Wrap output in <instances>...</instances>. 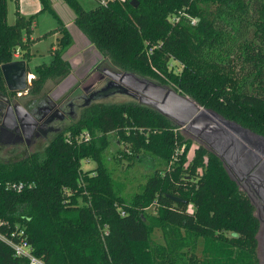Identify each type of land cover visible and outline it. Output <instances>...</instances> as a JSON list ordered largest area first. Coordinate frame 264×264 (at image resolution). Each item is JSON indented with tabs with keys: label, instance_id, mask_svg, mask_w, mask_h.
Listing matches in <instances>:
<instances>
[{
	"label": "trees",
	"instance_id": "obj_1",
	"mask_svg": "<svg viewBox=\"0 0 264 264\" xmlns=\"http://www.w3.org/2000/svg\"><path fill=\"white\" fill-rule=\"evenodd\" d=\"M15 1L10 24L8 0H0V91L7 90L4 63L17 51L29 62L36 41L59 33L51 62L33 69L28 91L38 95L49 78L72 72L64 54L74 38L51 0H39L41 9L31 15ZM95 1L87 9L79 0H63L104 59L172 85L264 135V0ZM45 11L58 25L33 38L36 17ZM183 131L137 101L91 104L42 153L0 161V232L15 240L26 236L48 264H258L253 204L205 145L188 161L192 139ZM86 133L89 139H77ZM111 133L124 146L116 157L129 166L145 158L167 164L156 166L129 199L106 164ZM83 159L95 168L84 170ZM20 181L27 183L21 191L7 188ZM156 229L163 242L153 238ZM28 262L0 238V264Z\"/></svg>",
	"mask_w": 264,
	"mask_h": 264
},
{
	"label": "flooded vegetation",
	"instance_id": "obj_2",
	"mask_svg": "<svg viewBox=\"0 0 264 264\" xmlns=\"http://www.w3.org/2000/svg\"><path fill=\"white\" fill-rule=\"evenodd\" d=\"M84 50L87 48L84 47ZM88 54L91 56L90 52ZM105 64L104 60H100L83 78L79 77L81 73L79 67L72 70L68 76L77 75L78 81L72 86L75 88L69 87L68 90L55 95L52 93L33 95L34 97L26 100L27 94L20 91H11L8 88L4 92L0 91V147L19 148L22 153L28 155L33 153L30 150L37 144L47 141L50 135L60 133L63 130L64 121H77L83 109L100 100L92 97L98 89L113 81L123 83L114 75L119 72L124 73L125 70L107 67ZM99 83L102 84L98 86ZM130 97L138 102L134 97ZM78 109H82L80 115ZM252 132L256 134L255 136L264 137L262 134ZM191 137L198 145L203 144L214 152L205 139L199 137V140H196L194 134H191ZM251 141L253 139L249 137V142ZM220 159L226 170L229 168L239 188L247 194L254 206V214L259 221L258 264H264V141L261 140L260 144H255L251 151L240 153L238 159L232 161V164L225 158Z\"/></svg>",
	"mask_w": 264,
	"mask_h": 264
},
{
	"label": "water",
	"instance_id": "obj_3",
	"mask_svg": "<svg viewBox=\"0 0 264 264\" xmlns=\"http://www.w3.org/2000/svg\"><path fill=\"white\" fill-rule=\"evenodd\" d=\"M137 5L138 2L135 3V6ZM90 47L95 48L92 44ZM96 51L97 53H94L93 59L88 61L86 68L81 69L79 77L83 78L93 66L103 59L102 54L97 49ZM28 67V62L22 58L2 65L9 90L24 91L28 89L32 78L28 74ZM114 77L123 83L110 82L98 89L92 97L102 99L117 93L128 94L137 99L139 103L151 106L174 120L184 132L190 135L194 134L196 140H199V137L205 139L220 158H225L231 164L232 161L238 159L240 153L251 151L255 144H260L261 140L264 141V137L255 136L256 134L249 128L224 117L213 109L203 107L193 97L181 93L168 84H162L130 71L119 72ZM249 137L253 141L249 142ZM227 170L230 177L235 180L229 168ZM172 198L181 201L177 196H172Z\"/></svg>",
	"mask_w": 264,
	"mask_h": 264
},
{
	"label": "rangeland",
	"instance_id": "obj_4",
	"mask_svg": "<svg viewBox=\"0 0 264 264\" xmlns=\"http://www.w3.org/2000/svg\"><path fill=\"white\" fill-rule=\"evenodd\" d=\"M39 0H22V3H25L26 6H28L31 9H36L37 2ZM52 6L56 9V11L59 13V15L67 22L68 19L72 16L73 11L71 8L66 5L63 0H51ZM83 6L87 9L93 8L96 5L95 0H79ZM40 4V3H39ZM26 9V8H25ZM37 11V10H36ZM16 1L15 0H8V22L10 24H13L16 20ZM22 13L23 10H22ZM71 19V18H70ZM58 25L57 19L48 11L39 13L36 17V21L34 24V31L33 36L34 38L41 37L44 33L56 28ZM72 31L77 39L76 46L72 47V49L69 50L67 53V56L71 59L72 62H74L76 67H79L80 69L84 70L88 64L89 61V52L92 50V52L97 53L95 48H87V50H84V45L88 43L87 38L81 33V31L73 24L72 25ZM60 34L54 33L52 35H49L47 38L39 39L36 41V43L32 46V52L34 53L33 59L29 63L28 67V74L30 76H33L30 79V83L32 82L33 78L36 77L34 73V66L39 63H50L52 60V54L51 49L53 46H57L58 38ZM64 54V55H65ZM102 61H105V65L107 67L111 68H119L117 66H114L109 59H101ZM174 66L179 69L180 64L176 61L172 62ZM76 74H72L68 77H65L63 79H58L57 77L49 78L41 91L40 94H57L64 90H68L69 87L74 86L78 79L76 77ZM93 78V77H92ZM102 83H99L98 86H100ZM169 85V84H168ZM172 86V85H170ZM173 87V86H172ZM75 87H72L74 89ZM20 93L27 94L26 100L29 98L34 97L33 95H30L28 89L24 91H20ZM36 96V95H35ZM129 101H136L132 99L130 96L124 95V94H115L112 96H109L107 98H102L100 100H97L96 102H105V103H119V102H129ZM82 109H78L79 115L81 113ZM79 119V118H78ZM77 119V120H78ZM76 120H67L64 121L62 125V129H65L70 124H72ZM183 133L192 139V147L190 151L188 152V161H190L194 155V151L198 145V143L191 137V135L187 132ZM55 134L50 135L47 141L41 142L40 144H37L30 152H43L46 145L53 139ZM111 139V145L106 150L105 154V160L106 164L109 167V170L113 174L118 187L121 189L123 194L125 195L126 199H129L134 193L139 192L142 190L145 182L147 181L148 176L154 171V169L157 167H165L167 164L162 165L159 159H149L145 158L143 161H137L134 162L133 165H128L127 160H122L116 157L117 151L119 148H124V146L118 142L116 135L114 133L110 134ZM25 153H22L19 148L14 147H8V148H1L0 147V161L1 162H9V161H15L23 156H25ZM96 162L93 160L83 159L82 160V167L84 170H91L95 168ZM147 210H153L154 206L150 205L146 207ZM153 238L158 242H163V234L160 229H156L153 233ZM201 252V251H200Z\"/></svg>",
	"mask_w": 264,
	"mask_h": 264
},
{
	"label": "built area",
	"instance_id": "obj_5",
	"mask_svg": "<svg viewBox=\"0 0 264 264\" xmlns=\"http://www.w3.org/2000/svg\"><path fill=\"white\" fill-rule=\"evenodd\" d=\"M192 21L195 22L196 19H193ZM15 58H19L18 51L15 53ZM82 138L89 139L90 138L89 133H86L85 135L82 134L79 137H77V139L80 141L82 140ZM68 141H71V137H68ZM26 185L27 183L24 181L13 182L7 184V188L16 191H21ZM19 234L24 235V231L21 230ZM12 235L15 236L16 235L15 232H13ZM0 238L4 240L9 246L12 247L16 256L28 258L29 260L28 264H48L44 260V258L34 254L33 246L30 244L26 236H22L19 240H15L13 237H10L7 234H3L0 232Z\"/></svg>",
	"mask_w": 264,
	"mask_h": 264
},
{
	"label": "crops",
	"instance_id": "obj_6",
	"mask_svg": "<svg viewBox=\"0 0 264 264\" xmlns=\"http://www.w3.org/2000/svg\"><path fill=\"white\" fill-rule=\"evenodd\" d=\"M40 3V4H39ZM37 7H36V9H31V8H29L28 6H26L25 5V3H22V0H19V7H20V12L22 13V10H23V14L24 15H31V14H35V13H38L39 12V10L41 9V7H42V5H41V2L40 1H38L37 2ZM26 8V9H25ZM37 10V11H36ZM42 13V12H41ZM72 16H73V13H72ZM71 18V19H70ZM69 19H68V21L66 22L64 19V21L67 23V27L69 28V30H70V32L72 33V35H73V38H74V45L72 46V47H74V46H76V42H77V39H76V37H75V35H74V33H73V31H72V25L74 24L73 23V17H70ZM33 38H34V36H33ZM55 46H53L52 48H54ZM72 47H70L69 49H68V51L67 52H69V50L72 48ZM84 47H87L88 49L90 48V44H89V42L88 43H86L85 45H84ZM90 54H91V56H90V58H89V60L91 59H93V56L95 55L94 54V52H92V50L90 51ZM65 58L66 59H68L69 61H71V59L67 56V53L65 54ZM18 59H20V58H18ZM33 59V58H32ZM31 59V60H32ZM30 60V61H31ZM90 60V61H91ZM30 61L28 62V66H29V63H30ZM40 64V63H39ZM71 64H72V67H73V70H76L77 69V67L75 66V64H74V62H72L71 61ZM37 65V64H36ZM35 65V66H36ZM34 66V67H35ZM81 74V73H80Z\"/></svg>",
	"mask_w": 264,
	"mask_h": 264
}]
</instances>
